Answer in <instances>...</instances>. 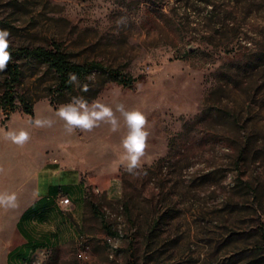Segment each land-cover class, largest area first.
<instances>
[{
    "label": "rangeland",
    "instance_id": "374dc122",
    "mask_svg": "<svg viewBox=\"0 0 264 264\" xmlns=\"http://www.w3.org/2000/svg\"><path fill=\"white\" fill-rule=\"evenodd\" d=\"M0 29L13 48L60 47L133 78L95 69L60 94L52 68L19 58L13 113L0 105V195L14 196L0 264H264V0H0ZM119 105L147 120L133 172ZM99 106L113 116L90 129L59 114ZM53 165L80 173L84 199L25 219ZM26 233L37 253L20 254Z\"/></svg>",
    "mask_w": 264,
    "mask_h": 264
},
{
    "label": "trees",
    "instance_id": "16d2710c",
    "mask_svg": "<svg viewBox=\"0 0 264 264\" xmlns=\"http://www.w3.org/2000/svg\"><path fill=\"white\" fill-rule=\"evenodd\" d=\"M8 51L11 53L12 60L7 64L5 69L6 78L4 83V94L1 98L0 105L3 107L7 116H10L15 108V88L20 82L22 77L21 66L18 62L19 58L34 59L46 63L50 68H52L58 74V84L55 86V91L63 94L66 91L73 89L75 80L77 78H85L89 76L93 70L99 69L106 72L109 77L122 84V85H131L133 83L132 77H126L122 72L117 69L104 67L98 62H85V63H76L67 57V55L61 50L60 47L55 49H50L46 47H18L13 48L9 47ZM75 75L76 79L72 80L71 76ZM95 214L101 215L104 226L107 228L111 234H116L112 225L107 221L105 215L101 214L96 206L92 204ZM42 208L37 203L30 209H28L24 216L25 219H31L35 215L42 214L40 212ZM35 210L34 213L31 212ZM47 217V216H46ZM47 219V218H46ZM263 238V247L264 249V229L262 230ZM13 251L10 252L12 254ZM14 255V254H12Z\"/></svg>",
    "mask_w": 264,
    "mask_h": 264
},
{
    "label": "clouds",
    "instance_id": "9594fccd",
    "mask_svg": "<svg viewBox=\"0 0 264 264\" xmlns=\"http://www.w3.org/2000/svg\"><path fill=\"white\" fill-rule=\"evenodd\" d=\"M10 33L8 30L0 29V71L6 69L7 64L12 60L11 53L8 51L10 47ZM75 80V75L71 76ZM83 107V105H81ZM101 107L100 111H92L89 113L86 109L83 114L79 113L76 108L61 109L60 115L67 120L70 125L81 126L85 129H90L94 120L104 117L111 118L112 111L109 108ZM118 110L122 113L128 126V134L123 140V148L125 155L121 158L122 161H127V171L133 172L141 166V158L145 155L147 147V138L149 133L145 130L147 120L140 111H125L123 105L118 106ZM113 128L115 129L116 121L112 119ZM39 125L41 122L36 121ZM17 143H23L28 139L26 133L21 132L19 136L12 137ZM14 196L0 195V204L9 205L13 202Z\"/></svg>",
    "mask_w": 264,
    "mask_h": 264
},
{
    "label": "crops",
    "instance_id": "0c3cea01",
    "mask_svg": "<svg viewBox=\"0 0 264 264\" xmlns=\"http://www.w3.org/2000/svg\"><path fill=\"white\" fill-rule=\"evenodd\" d=\"M65 187L70 188L73 192V195L63 194L71 198L72 205L70 208L74 207L73 209H77L85 197L86 187L85 183L81 180L80 173H77L74 168L62 169L61 167L53 165L51 169L39 175L36 204L38 203L42 208L40 210L41 213L49 215V212L54 209L57 210L59 208L63 210V208L55 202V197L61 194V188ZM75 200L78 202L77 204H74ZM26 236L28 240L23 242L20 246V254H30L33 250L37 253L42 249L44 242L34 240L29 233H26Z\"/></svg>",
    "mask_w": 264,
    "mask_h": 264
},
{
    "label": "built area",
    "instance_id": "2783aa9c",
    "mask_svg": "<svg viewBox=\"0 0 264 264\" xmlns=\"http://www.w3.org/2000/svg\"><path fill=\"white\" fill-rule=\"evenodd\" d=\"M55 202L61 206L63 209H68L71 207L72 205V201H71V198L68 197V196H64L63 194H58L56 197H55ZM111 238L108 239V241L110 240ZM87 249L89 248V246L86 247Z\"/></svg>",
    "mask_w": 264,
    "mask_h": 264
}]
</instances>
